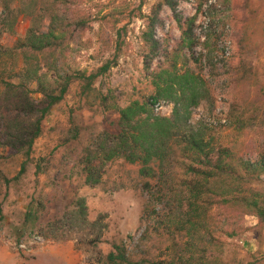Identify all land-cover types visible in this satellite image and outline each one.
I'll return each mask as SVG.
<instances>
[{
	"label": "rangeland",
	"instance_id": "rangeland-1",
	"mask_svg": "<svg viewBox=\"0 0 264 264\" xmlns=\"http://www.w3.org/2000/svg\"><path fill=\"white\" fill-rule=\"evenodd\" d=\"M32 1H14L19 22L15 33L5 32L0 38L3 48L25 38ZM64 1L67 18L84 21L86 26L76 32L61 64L72 71L91 73L116 58L117 65L99 79L97 88L104 94L113 91L120 106L150 96L155 87L144 62L149 52L145 32L160 0ZM3 10L0 0V16ZM180 11L186 17L198 16V34L204 35L210 26L223 34L214 55L215 61L226 58V64L220 62L218 69H211L202 47H197L195 58L183 51L180 66L188 62L210 85L217 109L208 121L215 126L218 144L252 156L250 146L264 138V0H188L181 3ZM162 17L166 23L157 29L156 36L164 39V47L172 52L181 39V30L170 8L163 10ZM4 64L16 66L17 71L23 68L19 57L8 58ZM243 64L255 72L252 79L239 84L237 70ZM158 65L155 61L153 67ZM254 100L258 109L251 106ZM234 102L242 105L244 123L228 117ZM173 108L172 103H165L157 105L156 111L170 116ZM208 108L203 102L194 110L192 121L200 120ZM255 111L261 118L253 126L248 118ZM118 119L114 109L87 105L75 84L45 120L44 134L29 161L23 153L0 149V264H107L114 244L128 247L130 264H168L172 260L170 239L176 228L165 224L170 210L161 202L156 179L142 177L139 164L118 160L104 167L101 184H86V150L100 134L116 132ZM76 131L78 137L73 139ZM26 161V172L16 179ZM255 187L264 189V177ZM81 198L88 207L83 218L78 214ZM30 207L37 209L38 219L29 222L26 216ZM243 222L244 231L235 238L218 231L222 247L212 249L225 264H264V228L252 216ZM145 232L149 236L142 240Z\"/></svg>",
	"mask_w": 264,
	"mask_h": 264
},
{
	"label": "trees",
	"instance_id": "trees-1",
	"mask_svg": "<svg viewBox=\"0 0 264 264\" xmlns=\"http://www.w3.org/2000/svg\"><path fill=\"white\" fill-rule=\"evenodd\" d=\"M14 1L3 0L0 38L5 32L15 33L17 29L19 15L13 8ZM183 1L188 0H160L149 19L145 32L149 52L144 62L154 92L143 101L120 106L113 91L104 94L97 88L99 79L117 65V59L107 61L91 73L65 68L60 60L75 40L76 32L85 29L86 22L68 19L62 8L67 9L64 0H33L30 6L33 10L28 13L31 24L25 38L11 48L0 45V149L23 153L29 161L37 140L44 134L48 115L78 84L79 95L87 105L114 109L119 115L116 132L100 134L86 150V184H101L102 170L108 163L125 160L139 164L142 177L157 180L161 202L170 210L165 224L176 228L170 239L173 256L168 264H225L212 249L222 247L216 235L218 231L229 238L239 236L247 216L256 218L264 228V189L255 187L264 177V138L260 144L250 146L252 156L218 144L215 139V126L208 117H215L217 100L208 81L188 62L180 66L179 57L185 51L195 58L196 48L202 47L208 67L218 69L220 62L226 64V58L215 61L214 55L223 34L211 26L204 35L198 34V16L186 17L180 11ZM202 6L203 2L199 4L200 12ZM166 7L171 9L181 30V39L172 52L164 47V39L156 36L157 29L166 23L162 17ZM249 7L256 15L253 6ZM18 57L22 60V70L4 64L8 58ZM155 61L159 62L156 68ZM254 72L253 67L241 65L237 70L238 83L252 79ZM162 102L173 104L170 116L156 111ZM203 102L209 104L208 113L192 121L194 110ZM258 105L256 100L251 103L257 109ZM228 117L244 123L242 105L232 103ZM260 118L261 113L255 111L248 121L255 126ZM262 121L264 124V116ZM76 133L73 139H77ZM27 161L16 179L26 172ZM77 203L78 214L83 218L88 213L86 200L81 198ZM36 210L30 207L27 221L38 219ZM148 236L145 232L142 240ZM113 247L115 250L106 257L107 264L131 263L128 247L123 244Z\"/></svg>",
	"mask_w": 264,
	"mask_h": 264
},
{
	"label": "built area",
	"instance_id": "built-area-1",
	"mask_svg": "<svg viewBox=\"0 0 264 264\" xmlns=\"http://www.w3.org/2000/svg\"><path fill=\"white\" fill-rule=\"evenodd\" d=\"M163 104H165V103L164 102L163 103H160V104H158V106L161 107Z\"/></svg>",
	"mask_w": 264,
	"mask_h": 264
}]
</instances>
